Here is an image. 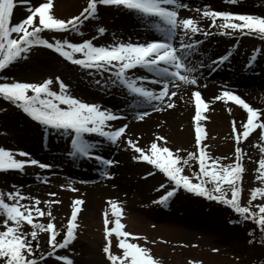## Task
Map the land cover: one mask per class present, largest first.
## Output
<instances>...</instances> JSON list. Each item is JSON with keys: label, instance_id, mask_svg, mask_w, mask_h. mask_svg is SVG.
Segmentation results:
<instances>
[{"label": "rangeland", "instance_id": "rangeland-1", "mask_svg": "<svg viewBox=\"0 0 264 264\" xmlns=\"http://www.w3.org/2000/svg\"><path fill=\"white\" fill-rule=\"evenodd\" d=\"M66 1L53 0V7ZM73 1L76 4L69 14L53 15L60 19L79 15L87 6V0ZM40 2L42 0H28L27 5L17 4L11 22L16 23L25 18L28 14V6H36ZM183 2L188 8L179 10L180 17H192L205 29L211 24L210 19L201 18L205 6H210L214 10L264 16V0H238L237 4L226 3L225 0H183ZM97 8V15L84 21L80 29L83 35L71 31L62 33L44 30L41 36L53 43L56 39L64 38L71 42L92 39L96 45L117 42L143 43L161 36L150 22H146L149 19L142 18L139 13L114 6L98 5ZM99 27L106 30L102 35L97 31ZM208 30L213 35L205 36L198 33L196 36L202 41L199 54L213 59L230 54V59L221 65H211L210 60H204L205 66L197 73L198 87L181 84L179 89H172L177 93L183 90L189 101L177 105L173 97L174 107L171 109L164 105L162 110L153 111L147 104H137V98L120 86H97L95 81L100 79L98 74L86 72L45 46H33L26 58L19 59L5 70H0V82H43L44 79L51 78L53 80L51 87L56 91L59 90L55 80L58 76L69 85L71 93L77 98L85 102L99 103L102 108L119 111L126 117L111 122L114 127L128 124L121 141L114 145L104 141L94 150L116 163L111 166L100 165L99 171H90L88 168H76L75 171L72 167L80 166L77 163L87 162L91 165L96 160L83 157L84 162L75 161L74 157L68 155L70 148L68 136L54 130H45L27 117L21 109L0 98V147L16 153L17 159H28L19 156L18 153L20 151L29 153L28 148L33 146L38 150L51 152L55 157L54 162H50V159L46 161L35 158L50 164L52 167L49 169H40L38 165H26L23 172L0 170V192L6 194L19 190L25 196L38 198L41 201L39 206L46 213L51 212L52 216L45 215L35 219L45 225L49 219H52L57 229H66L73 202L82 201L76 221L78 227L75 230V239L68 248L57 250L59 255H67L74 264H109L102 251L106 243L103 220L105 212L111 217L109 202L116 201L122 209L121 222L125 225V230L147 237V240L130 238L131 242L148 247L160 264H260L264 249L262 244L249 234L258 229L253 221H245L227 205L209 201L182 188L169 199L167 206L158 202L153 203L165 194L166 189H170V185L167 184L165 189H159V185L167 178L147 162L133 160V155L138 153L126 144L127 139H132L147 151L155 141L158 145L169 147L174 153L176 149H180L179 155L182 157L187 156L188 152H196L197 122L193 120L195 103L192 92L199 90L202 98L209 102L199 121L205 130L202 144L206 145V151L212 157L221 158V163L229 164L236 159L235 147L241 148L240 163L244 168L239 183L241 204L248 206L251 189L264 186L256 179L259 175L258 161L264 158V152L260 151L261 147H264V140L260 139L259 135L261 130L257 128L247 138L237 141L232 132V121L246 120V110L233 101L213 99L222 91L230 90L250 106L264 113V79L255 81L256 74H264V41L247 35L226 37L219 34L214 27ZM255 49H261V52L257 54L254 63L249 64L248 61ZM203 58L198 59L197 62L199 63ZM137 69L140 73L134 74L136 69H133L129 70V74L149 75L151 78V74ZM108 75L105 73L104 78L106 79ZM145 83L149 87L159 88L158 85ZM143 110H147L150 115L144 120L135 119L134 113ZM11 115L13 118H10ZM260 119L264 122V116ZM237 127L242 131L239 124ZM253 134L255 136H252ZM160 136L165 137V141L159 140ZM102 168H106L110 175H102ZM191 171L185 167L184 174L191 176ZM149 172L152 174L146 175ZM193 182H196L195 178ZM105 186H110L111 189L117 187L118 193L104 192V194L97 190ZM50 193L55 195H49ZM230 195L229 192V198ZM5 199L6 202H11L7 201L6 196ZM44 201L49 203L45 204ZM30 202L21 201V203ZM258 203H264V199L257 198L252 201V205ZM253 210L258 211L255 207ZM131 218H135V226L129 222ZM0 230H3L2 224ZM37 240L40 248L36 252L38 254L34 253V255L50 251L46 232H39ZM37 240L33 241L34 246ZM249 240L253 242L249 243ZM113 242L115 243L114 234ZM214 249L216 251H213ZM112 250L119 254L117 249ZM48 264H57V262L49 259Z\"/></svg>", "mask_w": 264, "mask_h": 264}, {"label": "snow or ice", "instance_id": "snow-or-ice-1", "mask_svg": "<svg viewBox=\"0 0 264 264\" xmlns=\"http://www.w3.org/2000/svg\"><path fill=\"white\" fill-rule=\"evenodd\" d=\"M225 2L237 4L238 0H225ZM17 4L27 5L28 0H0V70H5L19 59L26 58L33 46H45L86 72L98 74L100 79L95 81L97 86H120L137 98V104H147L153 111L162 110L164 105L168 109L173 108V97L177 96V91L172 89H179L181 84L198 87L197 73L201 67L205 66L204 60H210L211 65H221L230 59V54L220 55L214 59L205 56L198 63L195 57L199 54L202 43L196 38L198 33L205 36L213 35L208 29L214 27L219 34L226 37L247 35L264 41V16L214 10L210 6H205L201 18L211 20L208 29H205L192 17H180L179 10L188 8L183 0H87V6L79 15L69 19L56 18L52 14L53 0H42L36 6H28V14L25 18L12 23ZM98 5L123 8L139 13L142 18L147 17L152 27L161 33L160 38L143 43L117 42L96 45L92 39L71 42L64 38L56 39L53 43L41 36L44 30L62 33L71 31L74 34L83 35L80 29L84 21L97 15ZM97 31L102 35L106 30L99 27ZM260 52L261 49H255L248 63H254ZM211 65L208 66L211 67ZM137 68L151 74V78L149 75L129 74V70ZM105 73L109 74L106 79ZM55 80L59 86L58 91L51 87L53 84L51 78L44 79L43 82H0V98L21 109L27 117L45 130H54L68 136L70 142L68 155L95 159L103 166L116 163L112 159L97 154L94 150L98 149L104 141L110 145L121 141L128 124L114 127L111 122L126 117L119 111L102 108L99 103L85 102L77 98L71 93L69 85L60 77L57 76ZM145 82L158 85L159 88L149 87ZM192 97L195 103L193 120L197 122L196 152H188L186 157H182L179 155L180 149H176L174 153L169 147L158 145L155 141L146 151L134 140H126V144L138 153L133 155V160L147 162L167 178L159 185V189H165L166 184L170 185V189H166L165 194L153 203L158 202L167 206L169 199L182 188L188 193L229 206L245 221H253L258 226L260 234L264 236V203L252 205L253 200L264 199V186L251 189L248 206L241 204V188L238 186L244 171L240 163L241 148L235 147L236 159L229 164L221 163V158L212 157L206 151V145L202 144L205 130L199 121L209 102L202 98L199 90L193 91ZM213 99L224 102L233 101L246 110V120L232 121V132L237 141L247 138L257 128L261 130L260 139L264 140V122L260 119L264 113L250 106L230 90L222 91ZM148 115L150 113L147 110L137 111L134 113V118L144 120ZM238 124L242 131L238 130ZM158 139L165 141L163 136ZM260 151L264 152V147H261ZM18 154L28 159H17L16 153L0 147V170L23 172L26 165H38L40 169L52 167L48 163L32 158L30 153L20 151ZM192 163H198V170L191 171ZM185 167L191 171V176L184 174ZM257 172L259 175L256 179L264 184V158L259 159ZM101 174L110 175L106 168L101 169ZM151 174V172L146 173V175ZM193 178L196 182H193ZM49 195L54 196L55 193ZM5 196L7 201L11 202H6ZM23 200L31 202L21 203ZM44 203L49 202L44 201ZM81 203L80 200L73 202L63 239L57 240L59 230L52 219H49L46 225L35 219L45 215L52 216L51 212L46 213L39 206L41 201L38 198L25 196L19 190L6 194L0 192V218H2L0 224L3 225V230H0V264H48L49 259H54L57 264H74L72 259L67 255H59L57 250L68 248L75 239V230L78 227L76 221ZM109 203L111 217L107 212L104 213L103 231L106 243L102 249L109 264H160L148 247L131 242L130 238L147 240V237L125 230V225L121 222L122 209L116 201ZM253 207L258 211H254ZM229 222L232 223V221ZM25 223L31 226L30 233L23 231ZM39 232L48 234L47 243L50 251L34 255L40 248L37 240ZM249 234L254 238L253 232ZM34 240H37L35 246ZM252 242L249 240V243ZM113 248L117 249L119 254H116Z\"/></svg>", "mask_w": 264, "mask_h": 264}, {"label": "bare ground", "instance_id": "bare-ground-1", "mask_svg": "<svg viewBox=\"0 0 264 264\" xmlns=\"http://www.w3.org/2000/svg\"><path fill=\"white\" fill-rule=\"evenodd\" d=\"M75 4H76V2L75 1H73V0H67L66 2H64L63 4H57V5H55L54 7H53V9H52V14H54V15H65V14H69V12L72 10V7L73 6H75ZM211 5V4H210ZM146 22H149V20H147ZM152 30H154V29H152ZM156 30V29H155ZM202 55V54H201ZM200 54H198L196 57H198L197 59H196V61L198 60V59H202L204 56H201ZM138 69H136L135 70V72H134V74H137V73H140L139 71H137ZM206 72H208L207 70H206ZM264 75V74H263ZM263 75H261V74H256V79H255V81H257L258 79H264V77H263ZM219 77V76H218ZM245 79V78H244ZM130 95H132V94H130ZM174 101H175V103L177 104V105H181V104H185V102H188L189 101V97L186 95V94H184L183 93V90L182 91H179L178 93H177V96L176 97H174ZM10 118H13V115H11V117ZM252 136H255L254 134L252 135ZM254 138H256V137H254ZM28 152L31 154V157H34V158H40V159H44V160H46V161H48V159H50V162H54L55 161V157L53 156V155H51V152H48V151H45V150H38V149H36L34 146L33 147H30V148H28ZM74 160L76 161V160H80V161H82V162H84V158L83 157H74ZM96 163H98V161L96 162V161H94V163H92L91 165H89V163H83V164H79V163H77L78 165H80V166H77V165H74L73 167H72V169L73 170H75L76 171V168H78V169H89L90 171H99V169H100V164L98 163V164H96ZM118 188L117 187H115L114 189H111V187L110 186H105L104 188H102V189H97L98 191H100V192H106V193H109V192H112V193H118V190H117ZM105 194V193H104ZM129 222L131 223V224H133L134 226H135V223H136V221H135V218H131V219H129ZM165 228V227H164Z\"/></svg>", "mask_w": 264, "mask_h": 264}, {"label": "trees", "instance_id": "trees-1", "mask_svg": "<svg viewBox=\"0 0 264 264\" xmlns=\"http://www.w3.org/2000/svg\"><path fill=\"white\" fill-rule=\"evenodd\" d=\"M186 157V156H184ZM192 170L195 171V170H198V163H192ZM240 181H238V186L241 188L240 186ZM242 218V217H241ZM243 219V218H242ZM257 226V225H256ZM258 227V226H257ZM31 226L27 225L26 223L23 225V231L24 232H31ZM59 230V235L57 236V240H62L63 239V235H64V232H65V228H58ZM254 233V238L259 241L261 243V241H264V236H262L259 232V230L257 229L256 232H253ZM253 238V236H251ZM29 239H31V237H29ZM262 246H263V249H264V243H261ZM38 254V253H36ZM260 264H264V254L262 256V258L260 259Z\"/></svg>", "mask_w": 264, "mask_h": 264}]
</instances>
